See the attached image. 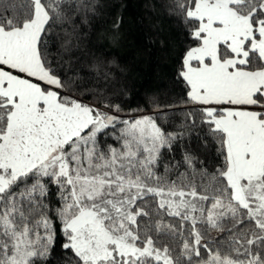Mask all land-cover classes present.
I'll use <instances>...</instances> for the list:
<instances>
[{"label": "snow or ice", "instance_id": "1", "mask_svg": "<svg viewBox=\"0 0 264 264\" xmlns=\"http://www.w3.org/2000/svg\"><path fill=\"white\" fill-rule=\"evenodd\" d=\"M106 6L0 0V264H264V0H157L172 89L133 108Z\"/></svg>", "mask_w": 264, "mask_h": 264}, {"label": "trees", "instance_id": "2", "mask_svg": "<svg viewBox=\"0 0 264 264\" xmlns=\"http://www.w3.org/2000/svg\"><path fill=\"white\" fill-rule=\"evenodd\" d=\"M117 17L121 24L114 30ZM180 40L157 0H107L86 36L85 48L109 63L113 70L109 83L126 87L125 106L133 108L148 95L172 89Z\"/></svg>", "mask_w": 264, "mask_h": 264}]
</instances>
